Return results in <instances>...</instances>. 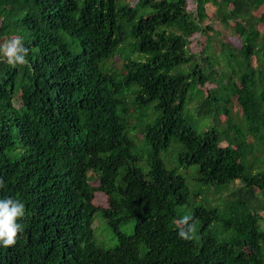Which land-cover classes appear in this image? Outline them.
Instances as JSON below:
<instances>
[{"label": "trees", "instance_id": "obj_1", "mask_svg": "<svg viewBox=\"0 0 264 264\" xmlns=\"http://www.w3.org/2000/svg\"><path fill=\"white\" fill-rule=\"evenodd\" d=\"M192 1L0 0L29 49L0 60V199L27 210L0 264H264V0Z\"/></svg>", "mask_w": 264, "mask_h": 264}, {"label": "clouds", "instance_id": "obj_2", "mask_svg": "<svg viewBox=\"0 0 264 264\" xmlns=\"http://www.w3.org/2000/svg\"><path fill=\"white\" fill-rule=\"evenodd\" d=\"M29 49L24 46L22 37L13 36L0 44V60L10 67L28 66L27 59ZM4 180L0 178V188H3ZM25 203L19 198L0 199V246L11 247L24 232V225L18 221L26 217ZM191 215H183L174 223L178 228V235L185 241L199 239L197 226Z\"/></svg>", "mask_w": 264, "mask_h": 264}, {"label": "rangeland", "instance_id": "obj_3", "mask_svg": "<svg viewBox=\"0 0 264 264\" xmlns=\"http://www.w3.org/2000/svg\"><path fill=\"white\" fill-rule=\"evenodd\" d=\"M127 1L132 2L133 0L132 1L127 0ZM189 6L190 8L195 7L192 0H190ZM207 10H208V14L212 16L214 13V8L211 5H209ZM213 26L215 29L221 31L222 32L221 34H223V36L227 35V32L224 29V27L220 25L217 21L213 23ZM206 40H207V36L194 39L193 47L195 49V52L197 53L200 52L203 49V47L206 46ZM231 40H235V37H233ZM209 87L210 86L207 85V89ZM194 95L195 94L193 93L192 96ZM222 120L223 121H221V123L225 122L226 121L225 117H223ZM170 151L167 154L168 156L172 154ZM173 156L175 157L176 155H173ZM94 203L97 207H106L107 198L103 194H97L95 197ZM92 227L94 230V238H95V242L97 243V245H99L100 247L106 248V249H112L117 246L118 244L117 235L114 232V230L109 226L106 219L102 216L101 212H97L94 215ZM134 227H135V222H130L129 224L123 226L121 230L127 234H131L134 231ZM261 230L264 231V224H262Z\"/></svg>", "mask_w": 264, "mask_h": 264}]
</instances>
